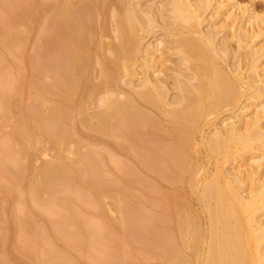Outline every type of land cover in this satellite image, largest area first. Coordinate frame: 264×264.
<instances>
[{
	"label": "bare ground",
	"instance_id": "6f19581e",
	"mask_svg": "<svg viewBox=\"0 0 264 264\" xmlns=\"http://www.w3.org/2000/svg\"><path fill=\"white\" fill-rule=\"evenodd\" d=\"M141 3L0 0V248L15 233L40 264L123 247L132 264H264V10ZM253 95L252 118L215 123Z\"/></svg>",
	"mask_w": 264,
	"mask_h": 264
},
{
	"label": "rangeland",
	"instance_id": "374dc122",
	"mask_svg": "<svg viewBox=\"0 0 264 264\" xmlns=\"http://www.w3.org/2000/svg\"><path fill=\"white\" fill-rule=\"evenodd\" d=\"M136 1H140V3H141V5L143 6V5H146L147 3H149L150 2V4H152L153 6L155 5V3L156 2H160V0H136ZM156 1V2H155ZM162 1V0H161ZM163 1H166L167 2V0H163ZM243 8H248V6H250L251 4H252V9L255 11V13L256 14H261L262 12H263V10H264V3L262 2V0H236ZM145 3V4H144ZM165 3V2H164ZM228 3V2H227ZM229 4V3H228ZM207 14V17H209V10L206 12V13H204V15H203V17H205L204 18V22L205 21H207V22H205V23H203L202 25H209L210 23H213V24H215V27H217V28H219L220 30H219V34H220V36L223 34V35H225V33H226V35L229 33L227 30H228V27H229V25L231 24L230 23V20H226V21H223V16H222V14L221 15H219L220 17H218V19H213V20H211V22L210 21H208L207 20V18H206V15ZM239 17H242L243 16V14L242 13H240L239 15H238ZM206 19V20H205ZM210 22V23H209ZM207 23V24H206ZM209 23V24H208ZM203 27L204 29H206L207 27ZM153 30H155V29H153ZM156 30H157V33H160L161 31H159V29L158 28H156ZM155 30V31H156ZM218 34V35H219ZM36 40L34 41V44H35V48L36 47H38V46H40L41 47V45L40 44H42V40H41V38L40 39H38V37H36L35 38ZM228 40V39H227ZM232 41V40H231ZM231 43H233V41L231 42ZM230 43V47H231V50L235 47L234 45L235 44H231ZM253 45L255 46V48L256 49H262V47L264 46V34L263 35H259L258 37H256L255 39H254V41H253ZM233 47V48H232ZM262 51H264V49L262 50ZM242 52V53H241ZM264 53V52H263ZM239 55H240V58H239ZM241 55H243V50L242 49H240L239 50V52H238V54H235V57L236 56H238V59H241L240 60V62L242 61V63L240 64V62L238 63L237 61H236V59L234 60H231L233 63H235V65L234 66H236V65H239L240 67L238 68V66H237V68L236 69H238V71L239 72H243L244 73V77L246 76V74L248 75V74H250L249 72H248V67H247V64H245L246 62L245 61H243V56H241ZM262 58V59H261ZM261 58L259 59V60H261L260 62L262 63H260V62H257V66H258V69H257V71H258V74H257V76H259L258 77V80L260 81L261 80V78H262V80L264 79L263 77H260V75L262 76H264V66H263V61H264V55L262 54L261 55ZM236 63H238V64H236ZM260 65V66H259ZM263 67V68H262ZM237 71V70H236ZM241 72V73H242ZM242 73V74H243ZM249 76V75H248ZM247 78V77H246ZM245 78V79H246ZM257 80V83H255V87H258V86H260L261 85V81L259 82ZM259 82V83H258ZM258 84H260V85H258ZM255 95H253L252 96V98L251 99H249L248 101H245V104H246V106H247V108H243V109H241V106H240V108H239V110L237 109L238 107H239V105L238 104H240V103H237V105H236V107L234 108H230L229 109V111H228V113L226 112V113H224V115L222 114V115H217L216 117H217V120L215 121V123H217V124H219V122H220V120H223V119H225V121L226 122H230V121H227V118L228 117H233V116H240V118L242 119V120H244V118H246L247 120H249V118H252L253 116H254V114H255V111H253L254 110V108L256 107L254 104H256V98L254 97ZM255 99H254V98ZM241 101L243 100V98H241L240 99ZM256 101V102H255ZM254 103V104H253ZM244 104V103H243ZM242 105V104H241ZM225 109V108H224ZM253 115V116H252ZM256 115H259V113L257 112V114ZM260 115H261V112H260ZM218 116H220V117H218ZM222 117V118H221ZM219 118H220V120H219ZM230 120V119H229ZM224 121V122H225ZM224 124V123H223ZM218 126V125H217ZM221 126H223L222 124H221ZM83 140V139H82ZM84 140H86V139H84ZM83 140V141H84ZM70 148H74V145H72ZM84 149V148H83ZM82 149V150H83ZM104 152V151H103ZM52 154H54L53 153V151H48V153H47V155H46V157H44V158H46V159H44V158H42V157H39L37 160H36V164H35V166H39V165H41L42 164V162L44 161V160H51V158H52ZM68 157H71V158H73L74 156H73V154L72 155H68ZM48 158V159H47ZM41 159V160H40ZM120 159H122V158H120ZM38 164V165H37ZM112 192V191H111ZM112 193H114V191L112 192ZM149 197H151L152 198V196H150V195H148ZM16 201H17V199L16 200H13L12 201V203H16ZM104 201H106V202H104V205H105V209H106V211H107V213H108V216L111 218V219H115V217H116V213L114 212V211H112V210H114V208L112 207L113 206V203H112V201H111V203H109L110 202V199H105ZM18 202V201H17ZM33 207H36V205H34L33 204ZM108 208V209H107ZM148 210V209H147ZM96 211V213L97 214H99L97 211H102V210H95ZM95 211H94V213H95ZM148 211H150V210H148ZM114 212V213H113ZM102 213H104V212H102ZM23 213L22 212H20V213H18L17 212V216H19V217H22L23 215H22ZM38 214V213H37ZM101 214V213H100ZM99 214V215H100ZM154 214V212H152V211H150L149 212V214H147V216L148 217H150V216H152ZM104 215V214H103ZM102 215V216H103ZM115 215V216H114ZM28 216V215H27ZM104 216H107V214L106 215H104ZM107 216V218L109 219V217ZM38 217H40V215H38ZM41 217H43V216H41ZM44 218V217H43ZM48 218V217H47ZM47 218H45V219H43V222H45V223H48L47 221H48V219ZM50 219V218H49ZM47 220V221H46ZM52 218L49 220V222L51 221L52 222ZM34 229L35 228H31L29 231H28V235H31V233H29V232H32L33 234H35L36 233V231H34ZM36 230V229H35ZM32 234V235H33ZM114 234V233H113ZM10 238V241H9V245H7V247L4 249V246H3V250H4V253L6 254L5 256L6 257H8V255H9V260H11L12 262V264H40L39 263V258H40V255L38 254V255H36V256H34V255H32V254H29V253H22V252H20L19 251V249L16 247V248H14V246H15V244L17 243L18 245H19V243H18V241L19 242H21V240L20 239H18L17 238V234H15V233H12L11 234V236L9 237ZM15 239H16V241H17V239H18V241L16 242L15 241ZM113 239L114 240H116V242L118 241L117 240V238L115 237H113ZM15 243V244H14ZM16 244V245H17ZM0 248V249H1ZM108 248H109V250L110 251H112V249H114V246L111 244L110 246H108V247H106V250H108ZM9 249V250H8ZM104 249H105V247H104ZM131 249H133L132 247H123V248H121L120 249V251H119V253L121 254H119L118 253V256H117V258H109V257H106V259H104V260H107L106 261V264H108V262L110 263V264H132V262L130 261L131 259H130V256L132 255L133 256V253L131 252L132 250ZM5 250H6V252H5ZM15 250V251H14ZM131 250V251H130ZM8 251V252H7ZM1 252H2V250H1ZM11 252V253H10ZM3 253V254H4ZM73 256L75 255V252L74 251H71L70 252ZM128 257V258H127ZM36 258H38L37 260H36ZM127 258V259H126ZM116 259V260H115ZM103 260V261H104ZM150 263H148L147 262V264H157V262L156 261H153V260H151V261H149ZM90 264H98V263H96V262H93V263H90Z\"/></svg>",
	"mask_w": 264,
	"mask_h": 264
}]
</instances>
